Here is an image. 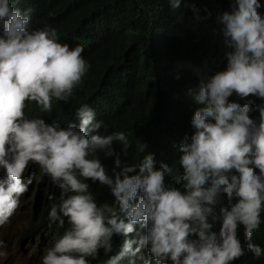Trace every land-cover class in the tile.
I'll return each mask as SVG.
<instances>
[{
	"label": "clouds",
	"instance_id": "obj_1",
	"mask_svg": "<svg viewBox=\"0 0 264 264\" xmlns=\"http://www.w3.org/2000/svg\"><path fill=\"white\" fill-rule=\"evenodd\" d=\"M19 3L0 0V226L27 211L25 240L50 239L38 264H92L101 249L103 264H235L246 251L264 257L252 240L264 223V0H231L215 13L226 63L188 90L199 106L191 134L178 141L176 182L167 179L173 167L158 163L142 140L139 158L122 160L132 140L107 132L96 104H77L66 122L27 114L32 102L41 113L63 109L91 65L82 44L63 42L47 23L34 27L32 9ZM168 6L180 9L182 0ZM192 9L197 21L212 16ZM102 156L114 157L111 169ZM90 181L107 187L112 202L98 203ZM46 205L48 228L37 229ZM114 235L124 237L116 251Z\"/></svg>",
	"mask_w": 264,
	"mask_h": 264
},
{
	"label": "trees",
	"instance_id": "obj_2",
	"mask_svg": "<svg viewBox=\"0 0 264 264\" xmlns=\"http://www.w3.org/2000/svg\"><path fill=\"white\" fill-rule=\"evenodd\" d=\"M230 3L231 0H182L180 9L170 10L168 0H20L19 7L32 9L34 27L47 23L57 29L63 42L70 46L82 44V55L91 65L63 109L41 113L32 102L27 114L46 120L59 117L66 122L77 104H96L106 131H125L132 140L128 156L121 152L122 160L138 159L135 142L142 140L147 144L145 151L154 152L158 163L163 161L173 167L167 179L176 182L182 171L176 164L178 141L181 135L191 134V117L199 106L188 90L225 66L228 48L215 13L228 9ZM192 5L200 15L207 9L212 16L197 21ZM230 99L239 100L235 95ZM116 148L119 150V145ZM101 159L108 169L113 167L114 157ZM89 185L95 187L93 194L98 203L114 199L107 187L91 181ZM223 204H228L226 195ZM46 213L47 205L42 218L34 219L37 229L48 228ZM11 223L0 226V238ZM242 232L241 227L238 233L246 243ZM23 236L22 242L27 233ZM123 239L113 236L114 251L119 250ZM252 240L264 246V223L254 231ZM105 259L101 249L92 264H103ZM235 264H264V257L253 259L246 251Z\"/></svg>",
	"mask_w": 264,
	"mask_h": 264
},
{
	"label": "rangeland",
	"instance_id": "obj_3",
	"mask_svg": "<svg viewBox=\"0 0 264 264\" xmlns=\"http://www.w3.org/2000/svg\"><path fill=\"white\" fill-rule=\"evenodd\" d=\"M20 213L11 225H6L3 236L0 238L5 243L6 252L4 257H0V264H38L41 253L48 246L47 242L50 239L46 236H43L40 243L38 240H32V243H29L28 239L21 241L24 238V231L29 225L30 216L27 211L20 210ZM38 246L41 249L39 253H36L37 249L34 247Z\"/></svg>",
	"mask_w": 264,
	"mask_h": 264
}]
</instances>
